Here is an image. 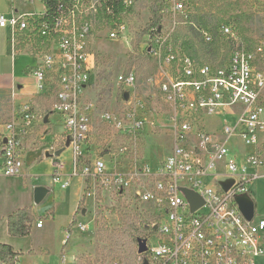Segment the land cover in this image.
I'll return each instance as SVG.
<instances>
[{"label": "built area", "instance_id": "built-area-1", "mask_svg": "<svg viewBox=\"0 0 264 264\" xmlns=\"http://www.w3.org/2000/svg\"><path fill=\"white\" fill-rule=\"evenodd\" d=\"M23 1L34 4L38 0ZM108 2L113 4L106 6ZM189 2L160 0L159 15L170 18L171 28L167 34L163 26L146 33L143 50L158 62L161 81L157 83L171 110L172 154L156 169L135 163L130 173L111 171L118 167V159L128 154L127 147L105 153L91 164L82 162L88 152L95 111L93 103L83 98L96 82L91 38L97 24L104 26L108 40L126 39L130 31L121 18L134 2L60 0L53 17L47 16L45 5L41 15L21 13L14 6L8 17L0 15V28L10 33L12 55L23 53L35 59L29 72L35 79L37 94L52 100V110L47 115L24 105L13 110L9 123L0 124V178L22 176L23 139L34 129L44 127L41 141H47L46 137L49 140V118L57 113L65 128L64 135L55 137L62 143L60 150L70 140L66 149L72 154V173L68 177H82L101 189L117 190L120 196L130 192L135 182L145 181L136 187L132 200L138 206H153L154 212L147 214L152 219L147 227L153 232L146 239L147 251L137 253L134 264H256L264 257V220L247 221L236 198L249 195V186L256 179L250 171L264 168V154L259 151L263 142L259 135L264 134V73L256 68L258 62L264 63V43L251 50L232 26L223 25L220 33L228 38L232 50L229 63L215 67L196 62L172 43L178 19H188ZM115 4L124 7L120 14L114 12ZM197 30L207 44L213 42L208 31ZM118 81L129 90L136 86L133 73L120 76ZM227 114L236 116V121L225 126L221 137L201 130L205 115ZM101 119L123 136L143 133L144 120L136 111L125 118L105 112ZM236 136L244 147L255 148V153L243 161L228 147ZM109 162L114 164L110 171ZM63 167L58 160L52 181L67 189L69 179H64ZM208 179H212V186L207 184ZM229 182L232 184L226 190L223 183ZM184 190L197 195L203 206L193 211ZM86 196L92 198L93 193ZM75 226L72 228L81 233L87 230L83 223ZM70 238L68 230L67 244ZM152 239L158 240L157 247H152Z\"/></svg>", "mask_w": 264, "mask_h": 264}, {"label": "rangeland", "instance_id": "rangeland-1", "mask_svg": "<svg viewBox=\"0 0 264 264\" xmlns=\"http://www.w3.org/2000/svg\"><path fill=\"white\" fill-rule=\"evenodd\" d=\"M132 1L134 2L132 8L121 18L130 31L126 39L108 40L104 26L97 24L91 38L93 43L91 50L96 61V82L83 98L84 101L93 103L95 111L92 116V131L87 143L88 152L82 162L91 164L105 153H117L121 148L127 147L128 154L118 159V167L111 170L114 164L108 163L109 171L116 170L121 173L132 172L135 163L138 167L145 163L152 169H156L172 154L173 150L172 123L169 120L171 110L157 83L161 81L158 62L143 53L144 43L147 40L146 33L152 30L147 32L152 21L151 6L157 1L158 7L160 0ZM189 3L188 14L190 13L192 16L191 22L188 19L186 21L182 18L178 19L179 25L173 35L172 43L176 50L182 51L195 59L196 62L208 63L215 67L222 66V63H229L232 50L228 38L223 37L220 33L223 25L232 26L235 34L251 50L264 43V0H190ZM13 6L33 15H41L45 11L44 3L41 0L34 4H26L23 0H15L14 3L13 0H0V15L8 17ZM160 21L164 33L167 34L171 28L170 18L161 17ZM191 24L207 30L212 35L213 42L207 44L201 35L194 31L191 34L189 31ZM6 33L5 30L0 29V38L3 43L6 41L4 38ZM186 41L190 43V46L183 44ZM256 68L264 73L263 62H258ZM127 73H133L136 78V86L130 90L118 81L120 76ZM125 92L130 93L128 101L123 98ZM39 98H41V107L37 111L41 115L49 114L52 110V100L48 101L44 97ZM25 100L27 98H24L22 102ZM4 103H6V99H0V106H3L0 109V124L9 123L14 110L10 103H6V105ZM133 111H136L138 117L144 120L143 133L139 136H123L121 132L113 126L107 125L101 119L105 112L115 113L117 116L125 118L128 113ZM49 120L51 129L56 135L65 134L59 114L53 113ZM235 121L236 116L230 114L213 117L205 115L200 127L202 131L221 137L225 126L233 125ZM44 129V127L36 128L23 139L25 150L23 171H34L39 174L47 172L49 168L45 165H40L35 169L39 164L34 163L33 158L38 160L45 158L44 151L49 149L50 154L53 155L55 150L62 145L59 138L54 140L49 138L48 140L46 137L47 141H41ZM194 131H197V128ZM241 131L242 128L238 133ZM263 140L264 134H260V143ZM228 147L239 161H243L245 157L255 153L253 146L244 147L241 139L237 136L229 142ZM31 151L35 152V157L33 153H30ZM259 151L264 154V147H261ZM67 153L68 151L64 152L63 156ZM261 171H264V168ZM34 179H37L35 182L40 183L38 178L34 177ZM26 181L30 183L28 178ZM80 181L75 178L67 189H62L59 184L52 183L47 202L60 203L61 213L58 216V224L61 229L69 225L73 219L72 212L77 209L75 200L82 192ZM85 182L87 181L85 180ZM88 182V186H85V189L87 187L86 195L93 193V196L92 198L85 196V202L81 204L75 220L77 224H85L87 230L81 233L69 228L71 238L65 247L68 249L67 253L73 257L72 264L74 262L78 264H132L134 259L132 251L136 250V247L130 242L131 239H122L121 232L124 227L131 224L137 226L140 221L139 209L136 208L137 205L132 206L131 203H134L132 195L136 191V187L145 181L135 182L133 189L123 196H120L117 190L101 189L98 185H93L92 181ZM206 182L212 186V179H208ZM23 183L25 184V181ZM249 188L251 189L249 196L255 202L254 220H257L258 217L264 216V177L256 179ZM257 195L260 196L259 199ZM141 210L142 213L145 212V215L154 212L152 205H143ZM151 220L149 219L148 224L151 223ZM35 225H37L36 221L33 223V226ZM59 235L60 232L57 231L54 237L59 238ZM57 242L59 241L57 240ZM150 243L152 247H157L158 240L152 239ZM53 257L56 259L58 254H53Z\"/></svg>", "mask_w": 264, "mask_h": 264}, {"label": "crops", "instance_id": "crops-1", "mask_svg": "<svg viewBox=\"0 0 264 264\" xmlns=\"http://www.w3.org/2000/svg\"><path fill=\"white\" fill-rule=\"evenodd\" d=\"M15 9L21 13H25L20 11L18 8ZM5 31L7 32L4 36L6 41L3 43L0 38V99H6V103L11 104L12 110L16 107L18 108L24 105H31L39 109V107H41V98H39L40 96L37 94L35 79L29 72V68L33 67L36 63L35 59L23 53L13 56L9 40L10 33L7 30ZM24 98H27V100L22 102ZM6 103L4 104L6 105ZM2 107L0 106V109H2ZM55 137H58V135L53 132L49 138L54 140ZM263 142L261 147H264ZM59 150H55V152ZM66 151H68L67 155L63 156V153ZM47 152V150L44 151L45 158L43 159L38 160L33 158V162L39 164L35 169H37L40 165H45L49 168L47 172L39 174L34 171L28 172L26 170L22 172V176L18 179L0 178V243L11 246L14 252L21 254L19 264L73 263L72 255L67 253L68 249H65L68 241L66 239V232L71 227L73 220L77 219L78 215H76V212L79 209L81 201L84 199L86 182L82 177H68L72 173V154L70 150L66 149L59 157H56V159L47 158ZM30 153H33L34 157L36 156L34 151H31ZM57 159L64 163V167L61 172L65 175L64 179H69V186L75 178H78L79 181L81 180L80 182L82 185V192L79 198L75 200L77 209L72 212L73 219L69 225L63 229H61L58 224V216L61 213L59 209L60 203L56 204L55 201H51V203L47 202L53 183L52 175L54 173L55 164L58 161ZM261 169L262 168L257 171H250V174L254 175L256 179L264 177V171H261ZM34 177L39 179V184L35 182L37 179H34ZM27 178L30 183H27ZM23 180L25 181V184L23 183ZM38 187L48 189L49 194L40 205H35L33 195L35 189ZM257 197L259 199L260 196L257 195ZM25 207H32V212L36 218V222H42V226H33L32 234L29 237H11L8 233L7 218L14 212ZM47 215H50V219L43 220V217ZM261 219L264 220V216L258 217V220ZM57 231L60 232L59 238L54 237V234L56 235ZM56 239L59 242H57ZM262 244L264 245V233L262 235ZM30 252H34V254L30 255ZM53 254H58L59 259L58 257L55 259ZM256 264H264V257L258 259Z\"/></svg>", "mask_w": 264, "mask_h": 264}, {"label": "trees", "instance_id": "trees-1", "mask_svg": "<svg viewBox=\"0 0 264 264\" xmlns=\"http://www.w3.org/2000/svg\"><path fill=\"white\" fill-rule=\"evenodd\" d=\"M59 1L60 0H43L44 5L46 7L47 16L53 17L56 15L57 6H58ZM112 4H113V2H108L106 6H110ZM156 4H157V1H155L154 4L151 6L152 21L147 28L148 29L147 32L153 28L154 29L156 28L157 30H159V28L161 26V21H160L161 16L159 15V8L157 7ZM123 10H124V7L122 5L115 4L114 12L116 14H120ZM191 17H192L191 14H189L188 15V21L189 22H191ZM188 21H187V23H188ZM189 29H190L189 31L191 34L194 31V33L196 32L199 35H200V32L197 29L204 30L202 28H199L197 25H193V24L190 25ZM183 44L186 46H190V43H188L187 41L184 42ZM133 61H134V59H133ZM129 74L130 73H127L126 76H128ZM124 94L125 93H123V98H124ZM88 184H89V182L87 180L86 186H88ZM86 190H87V187L84 191V199H83V201H81L79 209L76 212V215H78L81 204L85 200ZM131 205L135 206L136 204L134 205L131 203ZM142 206H138V205L136 206V208L139 209V214H140L139 215L140 221H139L138 225L136 226L134 224H131L130 226H128L126 228L124 227L122 229V232H121L122 239H124V240L131 239L130 242H132V244L136 247V250L132 251V253L134 255L133 262L135 261L137 253H138V241L139 240H146L147 237L153 232V230H151L147 227L149 225L148 222H149L150 218L147 216V214L145 215V213H142V210H141ZM44 219L49 220L50 215L43 217V220ZM35 221H36V218L33 215L32 207H25L23 209H20V210L14 212L13 214H11L7 218L8 233L11 237H14V238L29 237L32 234L33 223ZM76 224H77L76 221L73 220L70 228L74 227ZM133 234H135V235H133ZM29 254L33 255L34 252H30ZM20 257H21V254L14 252L13 249L11 248V246L0 243V264H19V258ZM133 262H132V264H133Z\"/></svg>", "mask_w": 264, "mask_h": 264}, {"label": "water", "instance_id": "water-1", "mask_svg": "<svg viewBox=\"0 0 264 264\" xmlns=\"http://www.w3.org/2000/svg\"><path fill=\"white\" fill-rule=\"evenodd\" d=\"M129 96H130V94L128 92H126L124 94V98L126 101L129 100ZM69 144H70V140L68 139L66 142L65 148L57 151L53 155L47 153L46 157L49 159L52 157H59L66 150V148L69 147ZM231 184H232V182L223 183L226 190L229 189ZM184 193L186 194L188 200L190 201L193 211H196L203 206V201L197 195H195L192 192L185 191V190H184ZM48 194H49L48 189H46L44 187L36 188L34 191V195H33V201H34L35 205H40L45 200V198L47 197ZM236 202L240 208V211L242 212L243 216L245 217V219L249 222L252 221L255 217V203H254L253 199L249 195H243V196L237 197ZM146 251H147V240H139L138 241V253L143 254ZM144 264H148V262L145 261Z\"/></svg>", "mask_w": 264, "mask_h": 264}]
</instances>
